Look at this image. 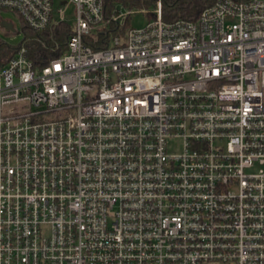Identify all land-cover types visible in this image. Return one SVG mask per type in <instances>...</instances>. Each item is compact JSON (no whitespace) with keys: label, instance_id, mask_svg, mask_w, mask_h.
<instances>
[{"label":"built area","instance_id":"obj_1","mask_svg":"<svg viewBox=\"0 0 264 264\" xmlns=\"http://www.w3.org/2000/svg\"><path fill=\"white\" fill-rule=\"evenodd\" d=\"M155 1L0 0L71 29L0 60V264H264V0Z\"/></svg>","mask_w":264,"mask_h":264},{"label":"trees","instance_id":"obj_2","mask_svg":"<svg viewBox=\"0 0 264 264\" xmlns=\"http://www.w3.org/2000/svg\"><path fill=\"white\" fill-rule=\"evenodd\" d=\"M113 1H119L126 6L137 8H150L156 6L155 0ZM232 1L242 3L250 0ZM215 2L216 0H163L162 17L167 23L178 20L196 21L201 13ZM117 31L123 32V27L118 28V26H114L112 28L113 35L118 34ZM21 32L23 33L22 43L25 45L28 56L36 67H44L52 59L63 54L66 50L67 40L71 35L70 26L64 23L47 27L44 30H34L23 24L21 26ZM106 37L108 38V36ZM15 49L0 38V60H3L6 55H12Z\"/></svg>","mask_w":264,"mask_h":264},{"label":"rangeland","instance_id":"obj_3","mask_svg":"<svg viewBox=\"0 0 264 264\" xmlns=\"http://www.w3.org/2000/svg\"><path fill=\"white\" fill-rule=\"evenodd\" d=\"M69 16H72V9L68 12ZM3 17L11 19L15 29L18 33H10L3 28H0V38L9 43L12 46H18L23 41V33L21 32L20 22L14 15H3ZM148 18L144 14L134 15L131 18V25L133 27H143L147 24ZM181 144V141H178Z\"/></svg>","mask_w":264,"mask_h":264},{"label":"water","instance_id":"obj_4","mask_svg":"<svg viewBox=\"0 0 264 264\" xmlns=\"http://www.w3.org/2000/svg\"><path fill=\"white\" fill-rule=\"evenodd\" d=\"M2 27H4L6 30H13V25L12 24H9V23H6V22H3L2 24Z\"/></svg>","mask_w":264,"mask_h":264}]
</instances>
